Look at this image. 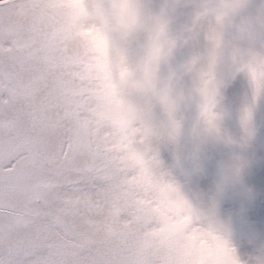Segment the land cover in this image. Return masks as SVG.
<instances>
[{"label":"snow or ice","instance_id":"obj_1","mask_svg":"<svg viewBox=\"0 0 264 264\" xmlns=\"http://www.w3.org/2000/svg\"><path fill=\"white\" fill-rule=\"evenodd\" d=\"M119 8L126 28L137 25L129 0ZM155 8L146 4L137 39ZM198 9L207 15L173 63L197 55L193 82L200 67L245 63L254 98L264 92V0H185L179 16ZM97 33L91 0H0V264H215L162 217L161 156L148 153L142 173L128 154L142 146L120 144L96 94ZM180 132L172 119L152 142ZM234 252L231 264H264V253L242 262Z\"/></svg>","mask_w":264,"mask_h":264},{"label":"rangeland","instance_id":"obj_2","mask_svg":"<svg viewBox=\"0 0 264 264\" xmlns=\"http://www.w3.org/2000/svg\"><path fill=\"white\" fill-rule=\"evenodd\" d=\"M121 2L91 0L98 27L96 94L121 130L120 144L126 152L130 139L142 146V151L128 152L142 173L151 167L148 153L161 156L168 177L160 213L173 233L185 241L195 240L202 255L211 257L213 226L229 233L242 262L264 253V92L254 98L245 63L220 60L214 73L200 67L195 82L189 75L200 64L197 55L184 50L182 62L173 63L172 56L185 44V33L207 15V9L181 18L185 0H129L137 12V25L126 28ZM149 2L156 5L150 27L137 39ZM153 45L160 49L155 57ZM205 87L217 99L218 132L211 139H204L196 126L206 95L200 89ZM246 112H250L247 122ZM172 119L181 123L178 139L154 144L152 136ZM244 140L247 145L241 148L239 142ZM241 160L246 163L240 182L217 193L221 165Z\"/></svg>","mask_w":264,"mask_h":264},{"label":"clouds","instance_id":"obj_3","mask_svg":"<svg viewBox=\"0 0 264 264\" xmlns=\"http://www.w3.org/2000/svg\"><path fill=\"white\" fill-rule=\"evenodd\" d=\"M216 103V93L210 92L204 96L201 104L196 126L200 130L204 139H211L213 135L218 132L216 114L214 112ZM213 125H215V127ZM246 145V140L239 142V146L241 148L246 147ZM245 163V161L241 160L231 166L226 164L221 165L216 183L217 193L223 191L229 183L240 182V173L242 168L245 166ZM210 235L211 257L214 259L215 264H231L233 258L235 257V248L231 245L229 233L213 226Z\"/></svg>","mask_w":264,"mask_h":264}]
</instances>
